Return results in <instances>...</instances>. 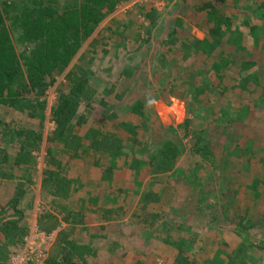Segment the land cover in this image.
<instances>
[{
	"label": "rangeland",
	"instance_id": "374dc122",
	"mask_svg": "<svg viewBox=\"0 0 264 264\" xmlns=\"http://www.w3.org/2000/svg\"><path fill=\"white\" fill-rule=\"evenodd\" d=\"M48 1L0 0L4 18L0 39L7 37L16 62L24 69L29 67L28 51L33 42L37 43L33 35L24 33L26 19L39 17L47 4L59 3L55 17L65 14L67 6L73 4L72 0ZM198 2L118 0L80 41L66 64L56 63L57 59L45 64V72L50 71L45 76L46 89L40 95L34 89L29 95L35 105L33 116L0 103V126L41 133L40 149L32 152L30 170L14 171V178H0V222L15 215L27 227L12 251L20 258L12 264H45L56 231L45 243H33L37 241L31 231L41 213L55 215L60 220L58 230L61 226L73 229L75 240H89L88 244L98 249L101 264H132L136 260L169 264L178 246L188 255L189 264H225L229 254L239 255L247 264H264V17H235L234 26L247 20L256 26L259 42L248 34L241 40L239 37L233 47L220 46L228 62L221 71H226V78L215 73V57L204 58L203 50L209 47L198 48L190 40L205 37L194 24L198 22L199 13L194 8ZM150 12L152 20L147 17ZM74 27L64 31L67 36L74 34ZM245 55L253 61L240 72L239 62ZM71 71L89 80L97 90L96 101L105 97V106L95 103V118L103 132H123L120 119L135 103L142 102L144 114L134 120L139 143L127 151L149 156L164 144L177 148L173 168L168 171L151 173L147 162L141 161L130 174L122 171L123 164L113 173V177L126 180L129 191L139 195L147 188L160 194L159 202L149 207L158 216L151 229L139 226V219L129 210L101 223L99 204L127 202L132 209L136 201L111 196L114 190L104 189L111 186L109 180L103 183L83 177L73 183L76 203L71 204V198L66 203L77 213L70 225L62 220V208L52 203L43 190L48 157L65 158L59 154L60 145L51 139L52 108ZM89 128L85 124L79 131L85 134ZM0 144L11 161L18 144L8 140ZM76 168L71 167L67 174L73 178ZM81 186L92 193L83 195ZM256 186L259 191L254 194ZM93 194L99 199L92 203ZM247 206L251 211L245 212ZM101 226V231L96 230ZM92 233L102 237H90ZM112 248L114 252H110Z\"/></svg>",
	"mask_w": 264,
	"mask_h": 264
},
{
	"label": "trees",
	"instance_id": "16d2710c",
	"mask_svg": "<svg viewBox=\"0 0 264 264\" xmlns=\"http://www.w3.org/2000/svg\"><path fill=\"white\" fill-rule=\"evenodd\" d=\"M72 1L73 4L67 6L69 9H64L66 13L63 15L60 14L55 17L59 3L52 1L54 5L47 4L45 10L40 12L39 17L31 18V20L26 19V31L24 33L28 34V37L33 35L32 39H37V43L33 42V47L28 51V56L26 55L29 58L26 64L29 67H34L33 69H29V67L24 69L20 62H16L9 41L7 43V37L0 39V103L2 102L22 113L28 111V114L33 116L35 105L29 95L34 89H36V95L42 94L46 89L48 83L45 76L46 74L50 75V71L45 72V64L56 59V63L66 64L80 41L86 38L104 14L118 0ZM194 6L199 13L198 22H194V24L205 33V37L201 41L194 40L192 37L190 40L195 41L194 43L198 48L209 47L207 50H203L204 58L212 57L211 59H213L215 57V60L212 61L215 73L220 74L223 67L228 64L223 53L219 51L220 46L227 44L233 47L235 41H239V37L241 40L248 34L254 35L252 36L254 37L253 41L259 42V38L255 35L256 26L251 24L250 20L242 21L235 26L233 24L237 16H246L250 19L263 18L264 0H199ZM61 7L63 6L61 5ZM152 16L151 12L147 13L149 20H152ZM3 19V13L0 10V26L3 25ZM181 23L183 24L182 21H180ZM73 27L75 28L73 32L75 35L67 36L64 31ZM231 36L237 37L231 39ZM183 41L185 46L189 45L186 39ZM243 45L239 46L244 48ZM251 59L249 56H244L243 60L239 62L240 72L252 63L253 60ZM225 72L221 74L227 78L228 74ZM233 76L235 77L237 74H233ZM66 82L64 91L59 93L58 102L52 108L54 127L51 131V139L60 145L59 154L65 158L60 159L57 155L48 157L42 179L43 190L50 197L52 203L62 208L65 213L62 220L70 223L74 221L73 214L77 213L71 207H67L68 204L66 203L70 198L72 199L71 204L76 203L75 198L72 197L73 183L78 182L83 177L99 180L103 183L109 180L111 186H105L104 189L114 190L111 196L114 197L113 194L121 198L126 196L129 199L134 198L136 201L132 202L134 204L132 209L127 202L116 201L112 204H99L97 209L100 221L114 220L129 210L133 217L139 219V226L151 229L158 221V216L156 213L150 212L149 207L159 202L160 194L147 190V188L139 195L136 191L135 193L129 191L125 186L126 180L117 175L113 177V173L118 170L120 165L121 167L124 165L122 171L125 170L130 174L136 167L138 168L141 161L144 164L147 162L148 167L151 168V173L157 174L168 171L173 168V161L178 152L177 148L172 144H164L157 153L149 156L134 155L133 151H127L128 148L131 149L139 143V135L135 129L137 125L134 120L141 118L144 114L142 102L135 103L128 114L120 119L124 133L108 134L102 131L101 125L97 121L98 118H95V103H101L105 106L107 104L105 97L101 96L100 101H96L97 90L85 76L77 75L75 71L66 75ZM110 89L112 90L113 87L111 86ZM30 108L33 110L29 111ZM112 116L115 114L112 113ZM85 124H89L90 128L83 134L79 130ZM7 140L11 143H17L18 149L10 161L6 149L0 144V178H14V171L28 172L30 170L32 152L40 149L41 133L33 129H11L8 126H0V143ZM73 166L77 167V171L72 178L67 173L69 171L70 174V169ZM6 170L10 172L7 173ZM258 187H254V194L259 191ZM79 190L87 197L92 193L90 191L89 193L85 186H81ZM98 197L99 195L93 194L92 203L97 202ZM249 211L251 209L247 206L245 212ZM59 221L51 213H41L37 218V226L40 230L47 234L56 231L45 264H96L98 249L88 244L73 242L70 239L71 232L69 229L58 230ZM102 227L104 226L98 227L96 230L101 231ZM26 230L27 227L19 216L14 215L8 220L0 222V264L7 263ZM100 236L99 233H92L90 237ZM103 236H105L104 233ZM184 242L183 239L181 244ZM188 258L182 246H178L169 264H189ZM97 261L99 262V260ZM235 261L237 264H247L237 254L226 256L225 264H235ZM99 264L101 263L99 262ZM132 264L147 263L136 260Z\"/></svg>",
	"mask_w": 264,
	"mask_h": 264
},
{
	"label": "built area",
	"instance_id": "2783aa9c",
	"mask_svg": "<svg viewBox=\"0 0 264 264\" xmlns=\"http://www.w3.org/2000/svg\"><path fill=\"white\" fill-rule=\"evenodd\" d=\"M51 234L52 233L47 234L44 231L40 230L37 225H35V227H33L32 231H31V235L34 238V241H37V242H33V243H42L43 244L47 240L50 239V235ZM23 239H24L25 242H27V238L26 237H24ZM37 252L35 253V250H31L30 253H35L36 255H39L40 256V254L39 253L37 254ZM16 258H20V255L19 254H16L15 255L14 253L11 254L10 257H9V260H8L9 261V264H12L15 261Z\"/></svg>",
	"mask_w": 264,
	"mask_h": 264
},
{
	"label": "crops",
	"instance_id": "0c3cea01",
	"mask_svg": "<svg viewBox=\"0 0 264 264\" xmlns=\"http://www.w3.org/2000/svg\"><path fill=\"white\" fill-rule=\"evenodd\" d=\"M105 222H106V221H101L102 224H104ZM69 225H70V223H69ZM61 227H62V226H61ZM61 227H60L59 229H62ZM67 229H69V228H67ZM69 232H71V233H70V237H71L70 239H72L73 242H75V243L88 244L89 240H87V239L85 240V242H79V241L75 240V238L73 237V234H72V233L74 232L73 229L70 228V229H69ZM55 233H56V232H55ZM110 243H111V241H110ZM88 245L91 246L90 244H88ZM110 252H114V251H113V248L110 249ZM114 255H116V257H117V253H116V252H115ZM98 256H99V254H98ZM123 256H124V255H123ZM123 256H122V257H123ZM97 258H98V257H97Z\"/></svg>",
	"mask_w": 264,
	"mask_h": 264
},
{
	"label": "clouds",
	"instance_id": "9594fccd",
	"mask_svg": "<svg viewBox=\"0 0 264 264\" xmlns=\"http://www.w3.org/2000/svg\"><path fill=\"white\" fill-rule=\"evenodd\" d=\"M154 101H150V103H153Z\"/></svg>",
	"mask_w": 264,
	"mask_h": 264
}]
</instances>
